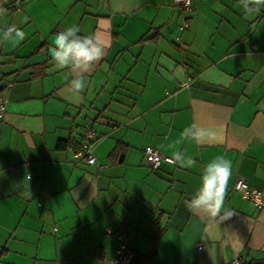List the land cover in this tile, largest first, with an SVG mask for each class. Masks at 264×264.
<instances>
[{"label":"crops","instance_id":"0c3cea01","mask_svg":"<svg viewBox=\"0 0 264 264\" xmlns=\"http://www.w3.org/2000/svg\"><path fill=\"white\" fill-rule=\"evenodd\" d=\"M192 3L191 13L173 0L5 3L0 264H109L101 254L113 257L121 231L134 264L264 262V209L232 190L238 178L264 190V6L248 13L241 0ZM72 25L105 48L78 103L64 97L71 73L49 54ZM12 27L25 34L15 47L4 36ZM193 124L222 130V142L184 140ZM88 130L94 164L73 157ZM117 143L126 146L122 159ZM146 146L175 163L150 169ZM176 152L195 166H182ZM221 155L233 174L213 216L190 201L204 166Z\"/></svg>","mask_w":264,"mask_h":264},{"label":"clouds","instance_id":"9594fccd","mask_svg":"<svg viewBox=\"0 0 264 264\" xmlns=\"http://www.w3.org/2000/svg\"><path fill=\"white\" fill-rule=\"evenodd\" d=\"M241 3L248 13L259 11L264 6V0H241ZM79 32L75 25L59 31L49 48L54 67L58 70L67 69L72 75L64 89L65 99L72 103L80 102L87 86L85 75L105 55L104 46L94 35H80ZM4 36L13 47L25 38V34L15 27L10 28ZM181 135L184 140L198 144L222 142L223 139L222 130L208 129L196 124L185 128ZM174 156L184 167H193L196 164L192 157L182 152H176ZM232 174V162L222 155L207 163L200 176L199 187L190 201L191 207L216 215L223 205Z\"/></svg>","mask_w":264,"mask_h":264},{"label":"built area","instance_id":"2783aa9c","mask_svg":"<svg viewBox=\"0 0 264 264\" xmlns=\"http://www.w3.org/2000/svg\"><path fill=\"white\" fill-rule=\"evenodd\" d=\"M8 0H0V10L5 7V3ZM13 8L18 9L20 0H11ZM193 0H173V5L181 13H191L193 11ZM188 27L187 20H184L179 26V30L183 32ZM177 41H180V35L175 36ZM5 113V99L0 98V118ZM97 138H95L94 132L88 130L80 143V147L74 151L73 157L84 158L89 164L96 163V157L93 154V147ZM143 160L150 169H156L162 162L174 164L175 160L160 153L157 149L146 146L143 150ZM100 164V163H99ZM104 164H100L102 168ZM232 190L242 194L247 200H249L257 209H264V190L252 187L249 185L246 179L238 178L235 180ZM203 245L199 244L198 249H202ZM135 257L134 248L130 244V239L126 232H119L117 234V247L114 251L112 258L107 260L106 254L102 252L101 260L108 261L109 264H133ZM230 264H242L239 259L233 260Z\"/></svg>","mask_w":264,"mask_h":264},{"label":"trees","instance_id":"16d2710c","mask_svg":"<svg viewBox=\"0 0 264 264\" xmlns=\"http://www.w3.org/2000/svg\"><path fill=\"white\" fill-rule=\"evenodd\" d=\"M65 143H66V142H64V141H63V142L60 141V142L58 143V147H59V148L64 147V146H65ZM78 148H79V147H78ZM125 148H126V146H125L124 144H122V143H117V145L115 146V149H114L113 153H118V152H120L121 150H123V151H121V152H123L122 155H121V159H122V158H124ZM133 264H134V263H133ZM252 264H264V262H255V263H252Z\"/></svg>","mask_w":264,"mask_h":264}]
</instances>
